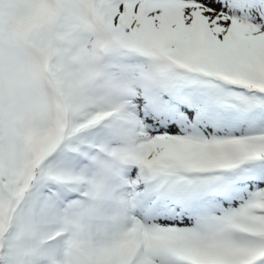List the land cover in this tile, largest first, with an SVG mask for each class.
I'll use <instances>...</instances> for the list:
<instances>
[{
	"label": "snow or ice",
	"instance_id": "6c2138e0",
	"mask_svg": "<svg viewBox=\"0 0 264 264\" xmlns=\"http://www.w3.org/2000/svg\"><path fill=\"white\" fill-rule=\"evenodd\" d=\"M0 264H264V0H0Z\"/></svg>",
	"mask_w": 264,
	"mask_h": 264
}]
</instances>
